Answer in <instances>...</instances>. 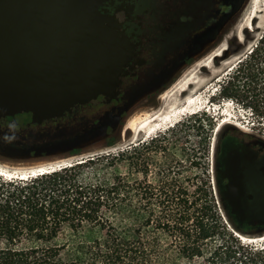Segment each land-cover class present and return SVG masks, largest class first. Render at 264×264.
<instances>
[{
  "label": "rangeland",
  "instance_id": "rangeland-1",
  "mask_svg": "<svg viewBox=\"0 0 264 264\" xmlns=\"http://www.w3.org/2000/svg\"><path fill=\"white\" fill-rule=\"evenodd\" d=\"M263 35L264 0H244L220 34L218 42L190 63L169 88L168 98L171 99L176 90L187 83V89L183 93L179 91L176 94L177 102L171 105L181 104L178 109H183L190 104L191 99L199 98V102L192 105L191 109L154 130L137 127L140 120L151 112L149 108L141 109L145 111L143 113L131 110L116 131L91 137L75 146L77 148L74 150L70 148L24 158H0L3 175L10 178L14 174V177H18L27 171L28 176V172L40 164L59 160L55 163L58 166L54 167L60 168L70 161L104 154V159L83 168L80 177L88 182L107 183L110 187L118 182L134 184L136 227L142 235L149 232L156 263H165L161 261L162 256L169 259L166 261L168 264H235L237 261H254L251 259L253 254L247 252L244 256L238 254V257L222 251L212 253L221 241V234L218 233L200 241V253H176L180 243L163 221L170 213H177L178 216L189 213L192 216L186 224L190 227L194 226L196 215L204 216L206 222L218 227L217 218L221 215L237 237L233 242L241 241V244L253 248L264 247V227L242 232L230 221L222 199L216 158L218 138L224 128L218 127L220 120L230 119L233 123L228 124L232 128L264 138ZM256 47L257 50L252 52ZM176 84L178 88H173ZM169 99L164 98L162 107L166 106ZM198 128L199 133L196 134ZM239 232L250 240H243ZM103 235L101 229L73 231L64 225L60 238L65 241L79 237L93 239ZM63 256L65 259L70 258L68 252H64ZM172 258L176 261H172ZM263 258L264 253L254 257L255 261H262Z\"/></svg>",
  "mask_w": 264,
  "mask_h": 264
},
{
  "label": "flooded vegetation",
  "instance_id": "flooded-vegetation-1",
  "mask_svg": "<svg viewBox=\"0 0 264 264\" xmlns=\"http://www.w3.org/2000/svg\"><path fill=\"white\" fill-rule=\"evenodd\" d=\"M243 2L101 0L100 9L118 16L119 30L134 48L124 74L102 102L76 104L61 114L41 120L5 118L0 101V158L74 150L91 137L116 131L131 110L143 113L144 107L151 112L160 109L170 86L190 63L218 42ZM225 125L216 146L220 188L223 190L231 181L225 172L232 176L242 172L245 184L243 207L246 211L241 214L230 207V216L242 229L263 228L264 138L234 129L231 124ZM237 158H241L239 166L226 163ZM239 216L248 220L241 223L236 220Z\"/></svg>",
  "mask_w": 264,
  "mask_h": 264
},
{
  "label": "trees",
  "instance_id": "trees-1",
  "mask_svg": "<svg viewBox=\"0 0 264 264\" xmlns=\"http://www.w3.org/2000/svg\"><path fill=\"white\" fill-rule=\"evenodd\" d=\"M105 156H89L25 177L8 178L0 173V264H158L149 232L142 235L136 227L134 184L118 182L110 187L80 177L83 168ZM191 216L170 213L163 221L180 243L176 253H200V241L218 233L221 241L212 253L222 251L238 257L247 252L253 254L254 261L235 264H264V258L254 259L264 253V247L233 242L237 237L221 215L217 218L218 227L199 215L190 227L186 222ZM230 221L246 232L231 217ZM64 225L73 231L101 229L104 235L63 241L60 236ZM64 252H68L69 259L64 258ZM168 260L162 256L165 263L161 264H168Z\"/></svg>",
  "mask_w": 264,
  "mask_h": 264
},
{
  "label": "water",
  "instance_id": "water-1",
  "mask_svg": "<svg viewBox=\"0 0 264 264\" xmlns=\"http://www.w3.org/2000/svg\"><path fill=\"white\" fill-rule=\"evenodd\" d=\"M100 4L0 0V101L5 118H50L76 104L102 102L110 94L134 48L119 30L118 16L101 10ZM226 163L239 166L241 158ZM224 175L231 178L222 190L227 215L230 207L244 214L243 173Z\"/></svg>",
  "mask_w": 264,
  "mask_h": 264
},
{
  "label": "bare ground",
  "instance_id": "bare-ground-1",
  "mask_svg": "<svg viewBox=\"0 0 264 264\" xmlns=\"http://www.w3.org/2000/svg\"><path fill=\"white\" fill-rule=\"evenodd\" d=\"M250 25V24H249ZM247 25V26H249ZM246 26V27H247ZM245 28V27H244ZM225 56V55H224ZM186 82V81H184ZM182 84V83H181ZM187 85V83H183L179 88L177 87L178 84L174 85L173 88L177 87L175 90L176 92L174 93V96L169 99L168 96H169V90L168 92L164 95V98L165 99H169L168 102L166 103V106H163L161 107L160 109H157L155 111H152V112H149L144 118H142L140 120V122L138 123L137 127H139L140 129H145V130H154V129H158L160 128L161 126H163L165 123L167 122H170V120L172 121V119L175 117V116H179V114L181 113H184L185 110H189L192 108V105L196 104L199 102V98H194V99H191L190 104L188 105H185L186 104V101L183 103L186 107H184L183 109H178L181 104H177V105H174L172 106L171 104L172 103H176L177 101V97H176V94L178 95L179 94V91L180 93H183L187 87H185ZM174 90V91H175ZM173 93V92H172ZM172 106V107H171ZM190 112V111H189ZM230 119H224V120H220V123L218 125L219 128L223 127L225 124H227ZM62 160V159H60ZM64 160V159H63ZM67 160V159H66ZM57 161V160H56ZM59 161V160H58ZM57 162H48L46 164H40L36 167H34L32 170H30V173L29 175L31 174H38L40 172H46V171H50V170H53V169H56L58 167H54V166H58V164H55V163H58ZM71 162V161H70ZM59 163H66L65 161L63 162H59ZM68 163V162H67ZM50 167H54V168H51ZM2 168V167H1ZM3 169V168H2ZM6 170V169H5ZM3 170L0 169V173H2ZM8 171V170H7ZM11 174V172H8ZM27 171L25 172H22V176L25 177L27 174ZM9 174V175H10ZM13 174V173H12ZM20 174V173H19ZM25 174V175H24ZM14 175V174H13ZM12 176V175H11ZM240 233V232H239ZM241 237L243 238V240H250L246 235L240 233ZM263 235V234H261ZM259 235V236H261ZM255 239V238H254Z\"/></svg>",
  "mask_w": 264,
  "mask_h": 264
}]
</instances>
